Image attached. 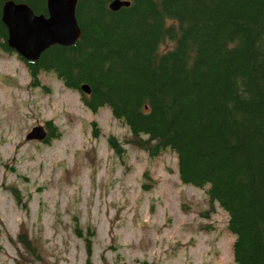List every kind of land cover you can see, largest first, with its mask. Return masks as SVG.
I'll return each mask as SVG.
<instances>
[{
    "label": "trees",
    "instance_id": "trees-1",
    "mask_svg": "<svg viewBox=\"0 0 264 264\" xmlns=\"http://www.w3.org/2000/svg\"><path fill=\"white\" fill-rule=\"evenodd\" d=\"M6 1L0 49L14 53L1 21ZM13 1L46 14V0ZM110 1L77 0L74 44L50 46L33 62L17 55L32 85L52 73L90 112L108 108L129 129L126 143L151 157L172 153L180 182L226 213L234 262L264 264V0H129L117 11ZM44 124L48 143L60 133ZM107 141L120 152L114 136ZM74 230L93 264L90 237ZM16 239L33 264L40 259L22 227Z\"/></svg>",
    "mask_w": 264,
    "mask_h": 264
},
{
    "label": "rangeland",
    "instance_id": "rangeland-1",
    "mask_svg": "<svg viewBox=\"0 0 264 264\" xmlns=\"http://www.w3.org/2000/svg\"><path fill=\"white\" fill-rule=\"evenodd\" d=\"M30 79L17 54L0 49V264H33L16 239L21 227L40 254L34 264H85L75 227L91 239L93 264H236L226 213L180 182L172 153L126 143L129 129L108 108L90 112L54 74ZM46 121L58 137L25 139Z\"/></svg>",
    "mask_w": 264,
    "mask_h": 264
},
{
    "label": "water",
    "instance_id": "water-1",
    "mask_svg": "<svg viewBox=\"0 0 264 264\" xmlns=\"http://www.w3.org/2000/svg\"><path fill=\"white\" fill-rule=\"evenodd\" d=\"M77 0H46V14H36L26 3L7 0L1 7V21L7 32L6 44L26 61H36L53 45L70 46L81 37L76 19ZM129 0H111L108 8L117 11L129 6ZM80 91L90 93L86 84ZM47 132L42 125H36L26 134L28 141H43Z\"/></svg>",
    "mask_w": 264,
    "mask_h": 264
},
{
    "label": "flooded vegetation",
    "instance_id": "flooded-vegetation-1",
    "mask_svg": "<svg viewBox=\"0 0 264 264\" xmlns=\"http://www.w3.org/2000/svg\"><path fill=\"white\" fill-rule=\"evenodd\" d=\"M43 126H44L45 130H46L47 132H49V131H48V128L46 127V125L43 124ZM44 142H45V141H44Z\"/></svg>",
    "mask_w": 264,
    "mask_h": 264
}]
</instances>
